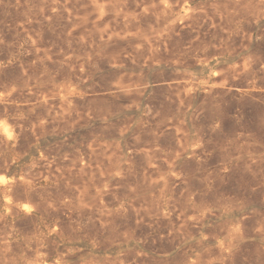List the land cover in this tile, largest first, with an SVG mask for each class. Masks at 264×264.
<instances>
[{
  "label": "rangeland",
  "instance_id": "obj_1",
  "mask_svg": "<svg viewBox=\"0 0 264 264\" xmlns=\"http://www.w3.org/2000/svg\"><path fill=\"white\" fill-rule=\"evenodd\" d=\"M0 264H264V0H0Z\"/></svg>",
  "mask_w": 264,
  "mask_h": 264
}]
</instances>
